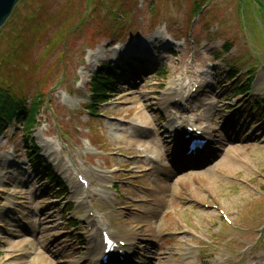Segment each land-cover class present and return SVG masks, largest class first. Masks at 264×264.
<instances>
[{"label":"rangeland","instance_id":"1","mask_svg":"<svg viewBox=\"0 0 264 264\" xmlns=\"http://www.w3.org/2000/svg\"><path fill=\"white\" fill-rule=\"evenodd\" d=\"M64 1L66 0H27L19 6V17L14 22L19 24L18 29L21 30L25 28L23 23L26 16L29 17L34 12L41 14L44 8L57 10ZM84 1H80L81 9L88 10L95 5L91 2L84 5L82 3ZM113 1L125 9L119 10L111 17L109 11L104 12L100 7L101 13L95 17L84 16L81 13L75 19V24L79 26H75V29L68 33L70 48H66L64 52L61 49L67 66L64 70L61 69V64L59 68L53 66L56 64V59L61 57L59 54L62 53L58 52L53 53L48 59L43 58L41 69L35 75L32 74L31 66L42 57L46 43L43 42L44 39H33L32 33H36L37 30L26 29L31 34H26L30 43L25 46L27 47L25 55L29 50L33 56L29 59L28 55L22 57L20 51L10 54L14 47L11 45L12 40L9 35L12 28L7 26L2 32L0 79L13 82L16 87L20 82L21 88L27 89L30 96L39 89L46 91V96L48 95L46 99L43 98L45 102L40 113V124L33 131L35 141L42 144L40 145L42 152L49 163L55 165L56 169L60 168L57 174L63 176V179L70 178L75 183L76 178L72 172L74 163H80L84 169L89 167L87 159L95 163L93 161L95 156L89 148H99L109 153L131 152L128 149H133V146L129 145L131 140L128 137L131 133H135L133 130H138L135 124L148 123V127L153 132L146 133L151 137L159 131L161 133L163 129L170 128L174 122L169 125L167 117L161 121L159 115L163 113L167 116L166 112H169L171 107H168V101L173 100L176 83L185 82V78H189L190 82H200L203 89L195 101L201 105L206 102L208 110L203 114L188 112V115L199 125L207 123L213 126L215 137L212 141V150L208 152L204 161L192 166L180 167L176 169L174 175L164 176L167 187L158 193L161 200L153 204L154 211L149 214H138L137 210H142L146 205L140 202L133 203L128 195L133 194L139 199L152 198V196L140 194L137 192V186L128 184L125 198L118 205L132 203V209L117 213L115 221L124 222L125 219L130 220V223L122 224L116 230L128 233L132 228L134 229L133 233L130 232L134 243L133 254L137 261L134 264L140 262L143 264H264V236L260 241L261 234L255 233V228L264 227V224H261L264 223L262 198L255 196L254 192L241 185L234 186L232 183L221 182L214 172L217 167L224 169L228 173L219 169L218 171L232 179H243L261 192L258 186L242 177L251 179L243 172L244 168L240 166V160L235 163V158L241 156L251 161L256 166L251 165L254 168L251 171L255 173L256 178L258 174L264 175V140L260 139L264 137V124L258 123L260 116L257 118L256 113L251 112L255 118V125L254 119L246 120L242 115L243 110H248L252 97L264 95V90H261L264 89V0H211L210 6L206 8L207 11L211 8L215 9L214 15L207 21L210 31L204 27L205 16L194 26V30L187 27L188 14L192 11L196 0H155L150 8L148 6L152 0ZM126 8L131 11L133 9L130 18L132 21L125 22L124 26L118 28L123 21V11ZM70 9H64L63 14L68 15L72 11ZM112 19L114 29L118 31L116 37L108 31H102L106 26L111 27ZM157 19L161 22L157 31L153 32L149 20L152 22ZM166 29L169 30L168 34ZM13 30H16V27ZM228 38L235 41L236 46L233 51L223 53L221 57L216 56L215 53L223 51V43ZM33 45L37 46L36 53L32 50ZM136 55L146 62L144 67H148L151 74L146 77L141 75L134 82H131V78L125 81L118 77L115 84L120 92L116 96H110L111 100L102 107L101 114L90 116L89 119L88 112L84 108L89 101V83L96 73L97 62L113 63L114 60L120 59L125 64V62L130 63ZM7 57H10L9 61ZM233 61L241 69H245L246 66L258 69L255 72L256 82L251 95L247 99L241 97L231 101L235 113L231 122L237 124L238 133L228 126L225 127L223 122L226 117L225 107L228 104L225 101L226 95L233 91V85L227 84L229 66ZM113 64L116 66L118 63ZM25 65H28V68H25ZM161 66H164L168 72L164 79H161L160 73H156ZM54 69L57 70L56 73ZM22 72H26L25 77H32L27 80L28 83L22 82L25 80L20 76ZM241 102H243L242 106L236 111L237 104ZM191 103L185 99L180 110L187 105L191 107L193 105ZM172 105L177 107L173 103ZM223 137H227V140H222ZM25 139L18 126L9 128L8 136L0 140L2 145L0 223H3L0 229V264H96L95 259L99 251L90 248L87 233L82 234L83 240L74 239L76 233L70 231L69 226H65L61 221L63 216L60 207L66 198L55 197L54 187L44 181L45 170L29 166ZM85 152L90 153L84 158ZM110 159L108 165L111 167L116 162L119 164V161L120 164L129 161L136 164L138 162L126 157ZM114 160L116 162H113ZM98 164H102V161L94 165ZM101 166L105 167L103 164ZM196 177L202 181L204 187L195 184ZM118 178L120 183L129 180L123 175H119ZM150 180L149 176L143 175L133 182L140 181L149 187ZM97 181L98 179H94L93 182L97 183ZM190 184L204 200L207 198L206 191L213 194L215 190L218 202L224 205L226 212L235 223L250 229H246V233L239 238L241 228L238 224L236 229L228 228L214 211L200 209L195 212L187 207L186 210L183 209L181 205L192 198L188 192ZM99 187L101 185H94L96 189ZM48 188L51 191L49 189L45 192ZM78 192L82 193V190ZM92 195L96 196L97 192L93 190ZM70 196L67 199L73 202ZM22 206L31 213L35 209L38 210L39 214H33L31 220L42 221V225L37 224L34 229L18 227V223L13 219L15 214L21 211ZM168 207L171 209L169 210ZM75 213L74 210L69 214L71 216ZM172 218L175 220L178 218L183 225L191 228L197 227L195 223L207 228L210 230L209 238L212 241L215 236H220L212 244L210 257H203L199 254L198 248L186 244V241L192 238L190 236H178L177 243L172 241L174 240L172 238L161 236L166 227L181 228L177 221L174 226ZM158 219H161L158 224L159 230ZM7 221H12V224L9 225ZM112 228L115 230L114 226ZM212 228L216 229L212 231ZM55 233L59 235L57 238L59 243L56 245L52 243ZM63 244H66L65 247L62 246ZM139 244H143L142 248L137 247Z\"/></svg>","mask_w":264,"mask_h":264},{"label":"trees","instance_id":"2","mask_svg":"<svg viewBox=\"0 0 264 264\" xmlns=\"http://www.w3.org/2000/svg\"><path fill=\"white\" fill-rule=\"evenodd\" d=\"M36 15H37V12H34L32 14V17L26 16L27 18L23 23L25 28L21 30L18 29L19 24H17L16 22L15 23L10 22L11 27H12V31L11 33H9L10 38L12 40L11 44H15L13 45L14 47L11 50L10 54H13L18 51H24L26 49L24 45L27 46V43L29 44L27 35H31L30 32L27 31L26 29L33 30L36 28H41V25H40L41 23H39V18L37 19ZM75 16H76V13L69 15L65 23L61 24L62 31L70 30V27H72L71 21ZM18 17L19 15H17V18ZM60 19H61L60 14H57V15L51 16L50 20L47 23H51V24H56L58 22L61 23ZM14 27H16V30H13ZM60 39L61 38H58L54 43L52 42L53 46L57 45ZM101 80L96 81L94 83V86H96V90L98 92H103V95L101 96V98H99L100 100H103L105 99L106 92L108 91V89L111 88V86L110 85L103 86ZM27 101H28L27 98H24L23 94L19 92L18 90H16V86L13 83L9 84L7 80L3 81L2 79H0V133L6 129L5 126L7 122H11L14 118H17V120H21V119L27 120L28 119L27 117H25L28 113V111H26V108H25Z\"/></svg>","mask_w":264,"mask_h":264},{"label":"water","instance_id":"3","mask_svg":"<svg viewBox=\"0 0 264 264\" xmlns=\"http://www.w3.org/2000/svg\"><path fill=\"white\" fill-rule=\"evenodd\" d=\"M20 0H0V28L11 16L13 8Z\"/></svg>","mask_w":264,"mask_h":264},{"label":"bare ground","instance_id":"4","mask_svg":"<svg viewBox=\"0 0 264 264\" xmlns=\"http://www.w3.org/2000/svg\"><path fill=\"white\" fill-rule=\"evenodd\" d=\"M160 183L158 184V186H157V190H164V188H166L167 187V183L166 182H161V181H159ZM78 186V185H77ZM155 192V189H153L152 190V193H154ZM103 246V245H102Z\"/></svg>","mask_w":264,"mask_h":264}]
</instances>
